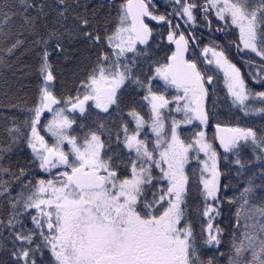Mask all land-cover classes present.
<instances>
[{
    "label": "snow or ice",
    "instance_id": "1",
    "mask_svg": "<svg viewBox=\"0 0 264 264\" xmlns=\"http://www.w3.org/2000/svg\"><path fill=\"white\" fill-rule=\"evenodd\" d=\"M0 264H264V0H0Z\"/></svg>",
    "mask_w": 264,
    "mask_h": 264
},
{
    "label": "trees",
    "instance_id": "2",
    "mask_svg": "<svg viewBox=\"0 0 264 264\" xmlns=\"http://www.w3.org/2000/svg\"><path fill=\"white\" fill-rule=\"evenodd\" d=\"M207 34V33H205ZM208 37H204L202 43L207 45ZM199 52V49H197ZM235 184V179H234ZM234 189H229L228 197L231 198L233 195ZM233 221H234V206H230L225 202L223 208V215L217 218V224L219 227L225 230V235L227 236L228 232L232 231L233 228Z\"/></svg>",
    "mask_w": 264,
    "mask_h": 264
},
{
    "label": "flooded vegetation",
    "instance_id": "3",
    "mask_svg": "<svg viewBox=\"0 0 264 264\" xmlns=\"http://www.w3.org/2000/svg\"><path fill=\"white\" fill-rule=\"evenodd\" d=\"M204 37H206V38H207V37H208V34H204ZM205 46H206V45H205Z\"/></svg>",
    "mask_w": 264,
    "mask_h": 264
},
{
    "label": "water",
    "instance_id": "4",
    "mask_svg": "<svg viewBox=\"0 0 264 264\" xmlns=\"http://www.w3.org/2000/svg\"><path fill=\"white\" fill-rule=\"evenodd\" d=\"M222 183H223V179H222Z\"/></svg>",
    "mask_w": 264,
    "mask_h": 264
}]
</instances>
